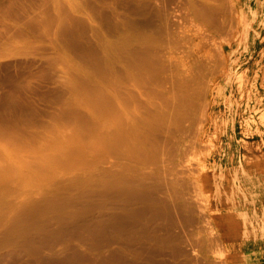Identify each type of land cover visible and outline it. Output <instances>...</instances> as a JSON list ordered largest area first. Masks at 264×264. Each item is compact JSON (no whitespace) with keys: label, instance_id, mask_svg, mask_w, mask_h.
<instances>
[{"label":"rangeland","instance_id":"rangeland-1","mask_svg":"<svg viewBox=\"0 0 264 264\" xmlns=\"http://www.w3.org/2000/svg\"><path fill=\"white\" fill-rule=\"evenodd\" d=\"M261 114L264 0H0V264H234Z\"/></svg>","mask_w":264,"mask_h":264},{"label":"crops","instance_id":"crops-1","mask_svg":"<svg viewBox=\"0 0 264 264\" xmlns=\"http://www.w3.org/2000/svg\"><path fill=\"white\" fill-rule=\"evenodd\" d=\"M252 150H258V148L255 147ZM242 154L243 152L241 153V155L238 156V159L236 161L234 160V162L230 166V168H232V175H230L232 178V183H233L232 192H234V194L237 197L236 200L234 199L232 201L233 203L231 207L232 209H234V211L232 210L231 212L229 211V212L224 213V216H222L223 222L222 224H220L221 226L220 228L229 232L227 236H225V240L228 242L227 245L238 249V254H234L232 256V259H233L232 262L234 264H248V263L249 264H256V263L260 264L264 261V209L259 207L257 209L248 210L245 208V210L248 211L246 213L245 218H244V214L242 216L240 215V213H238L237 206L239 207L244 202L241 199L242 192H240V190L238 191V189L235 187V185L237 184L234 181L235 180L234 178L237 177L238 179L237 182L240 184V186L237 185V187L241 189V188H245L244 185L242 184L245 181L244 176H243L245 175L243 173L244 170L248 172V175L259 177L261 181L263 182H264V173L258 170V165H257L258 163L255 161H252V163H250V169L246 168L244 164L240 163V161H242V158H244V155ZM230 214H232L231 215L232 217L233 215L235 216L234 219L232 218L233 220L227 217ZM234 225H235V228H233ZM260 239L263 240L262 241L263 244L261 243ZM242 246H245V247H242ZM255 248H259V249H255ZM239 249H242V250L240 251ZM257 250L259 251V253H257Z\"/></svg>","mask_w":264,"mask_h":264},{"label":"bare ground","instance_id":"bare-ground-1","mask_svg":"<svg viewBox=\"0 0 264 264\" xmlns=\"http://www.w3.org/2000/svg\"><path fill=\"white\" fill-rule=\"evenodd\" d=\"M256 13H258V12H256ZM261 24L259 23V20L258 19H256V23L254 24V37L256 38V40L257 41H259V33L258 32H260L261 31V26H260ZM255 40V45L256 46H258V44H256L257 43V41ZM259 43V42H258ZM253 68V67H252ZM259 68V67H258ZM228 70V69H227ZM259 71V70H258ZM254 73V72H253ZM262 74V73H261ZM227 75V74H226ZM263 80V79H262ZM258 82V81H257ZM261 82V81H260ZM254 84V83H253ZM257 84V83H256ZM255 84V85H256ZM221 85V84H220ZM239 85V84H238ZM254 88V87H253ZM261 89V88H260ZM262 91V90H261ZM217 92V91H216ZM263 92V91H262ZM237 93V92H236ZM246 93V92H245ZM228 94V93H227ZM257 94V93H256ZM220 95V94H219ZM234 95V94H233ZM246 95V94H245ZM216 96V95H215ZM214 96V97H215ZM224 97V96H223ZM246 97V96H245ZM263 97V96H262ZM231 98H232V96H231ZM218 99V98H217ZM247 99V98H246ZM254 99V98H253ZM256 99V98H255ZM234 100V99H233ZM213 101V100H212ZM235 101V100H234ZM263 101V100H262ZM244 102V101H243ZM251 103V102H250ZM263 103V102H262ZM261 103V104H262ZM215 104V103H214ZM218 104V103H217ZM220 104H222V103H220ZM235 104V103H234ZM254 104V103H253ZM241 106V105H240ZM243 106V105H242ZM241 106V107H242ZM235 107H236V105H235ZM251 107V106H250ZM243 108H245V107H243ZM252 108V107H251ZM239 109V108H238ZM259 109V108H258ZM260 110H262V109H260ZM221 111V110H220ZM233 111V110H232ZM243 112H246V110L245 111H243ZM254 112V111H253ZM250 113V112H249ZM257 113V112H256ZM216 114V113H215ZM215 114H214V116H215ZM238 115V114H237ZM241 115V114H240ZM257 115V114H256ZM262 115V114H261ZM228 116V115H227ZM248 116V115H247ZM262 116H264V115H262ZM216 117V116H215ZM214 117V118H215ZM244 117V116H243ZM242 117V118H243ZM246 118V117H245ZM251 118V117H250ZM252 120V119H251ZM253 121V120H252ZM215 122V121H214ZM231 122V121H230ZM244 122V121H243ZM263 122V121H262ZM252 123V122H251ZM246 124V123H245ZM240 125H242V124H240ZM252 125V124H251ZM253 126V125H252ZM242 127V126H241ZM246 127V126H245ZM210 128V127H209ZM231 128V127H230ZM261 129V128H260ZM208 130V129H207ZM112 131H113V129H112ZM252 131V130H251ZM263 132V131H262ZM113 133V132H112ZM257 133V132H256ZM207 134V133H206ZM111 135V134H110ZM262 135V134H261ZM206 136V135H205ZM232 136V135H231ZM260 138V137H259ZM112 139H114V138H112ZM206 140V139H205ZM226 141V140H225ZM258 141V140H257ZM229 143V142H228ZM241 143H242V141H241ZM244 143V142H243ZM223 144H225V143H223ZM228 145V144H227ZM233 145V144H232ZM243 145V144H242ZM241 145V146H242ZM255 145V144H254ZM231 146V145H230ZM234 147V146H233ZM243 148V147H242ZM247 148V147H246ZM243 150V149H242ZM242 152V151H241ZM243 173L245 174V175H243L244 176V183H242L243 185H244V187L245 188H238L237 187V185L238 186H240V184L239 183H237V185H235V187L238 189V191L240 190V192H242V193H244V194H247L248 196H246V198L243 200V201H245V202H247L245 205H242V206H237V211H238V213H240V215H242L243 216V214H244V218L246 217V213L248 212V211H246L245 210V208L246 209H257V208H262V205L259 203V202H257V199H261L263 202H264V197L262 196V192L261 191H263L264 189L262 188V185L264 184V182H260V180L258 181H256V178H255V176H250V175H248V172L246 171V170H244L243 171ZM242 174V173H241ZM242 176V177H243ZM259 178V177H258ZM243 179V178H242ZM241 179V180H242ZM257 187V191H255V188ZM260 190H259V189ZM227 192V191H226ZM237 193V192H236ZM254 195L256 196V197H254ZM228 204V203H227ZM234 206V205H233ZM236 206V205H235ZM263 209H264V207H263ZM234 211V210H233ZM242 213V214H241ZM256 213V212H255ZM232 214H233V212H232ZM232 214H230V215H232ZM243 218V217H242ZM243 218V219H244ZM245 220V219H244ZM233 228H235V225L233 226ZM263 228V227H262ZM263 231V230H262ZM256 232V231H255ZM256 237V236H255ZM258 239V238H257ZM247 240V239H246ZM261 240V239H260ZM242 241H243V239H242ZM257 241V240H256ZM263 240H261V243L263 244V242H262ZM226 243V242H225ZM224 243V244H225ZM245 244V243H244ZM242 245V244H241ZM262 246V245H261ZM235 247V246H234ZM237 247V246H236ZM242 247H245V246H242ZM249 247V246H248ZM259 247V246H258ZM239 248V247H238ZM235 249V248H234ZM255 249H259V248H255ZM233 250V249H232ZM236 250V249H235ZM255 251V250H254ZM254 251H253V253H254ZM257 253H259V251L257 250ZM261 253V252H260ZM249 264V263H248ZM257 264V263H256ZM260 264H264V261L262 262V263H260Z\"/></svg>","mask_w":264,"mask_h":264}]
</instances>
